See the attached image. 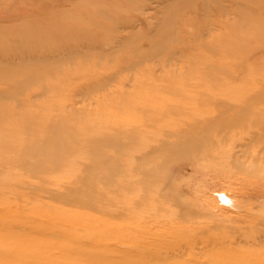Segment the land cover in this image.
<instances>
[{
	"label": "rangeland",
	"instance_id": "1",
	"mask_svg": "<svg viewBox=\"0 0 264 264\" xmlns=\"http://www.w3.org/2000/svg\"><path fill=\"white\" fill-rule=\"evenodd\" d=\"M263 125L264 0H0V264H123L162 234L264 264ZM175 129L211 135L202 169L139 202L142 131Z\"/></svg>",
	"mask_w": 264,
	"mask_h": 264
},
{
	"label": "bare ground",
	"instance_id": "2",
	"mask_svg": "<svg viewBox=\"0 0 264 264\" xmlns=\"http://www.w3.org/2000/svg\"><path fill=\"white\" fill-rule=\"evenodd\" d=\"M144 132L145 130L142 131V138L139 143L141 153L137 159L136 168L134 170L136 174H138L136 188L141 193H139V202L148 198L151 204L154 205L162 201L159 200L161 195H169L171 192L180 193V187H177L175 182L181 178L187 168H191L192 172L202 169L197 163L200 157H203L204 150L210 145L212 146V140L210 139L211 135L204 132L193 133L188 130L175 129L170 132L166 131L162 133V138L159 140L147 137L150 142H145ZM124 145V148H126L127 145L125 143ZM124 167L126 171L127 166L123 163L121 167L122 171ZM129 184L127 185L126 183L125 185L123 184V186L128 188ZM145 193H147V195H145ZM127 198L123 194V205L125 207L126 204H128ZM222 200L224 201L225 199L223 198ZM165 201L168 203L167 200ZM165 237L166 236L162 234L157 239L153 238V240H156L155 244L142 245L137 243L134 245L133 243L130 244L123 241L122 263L190 264L191 262L197 261V259L199 261V258L195 257L193 254L194 251H192L196 249L194 245L192 247L186 246L187 244L175 245V248H169V250L164 253L161 252L159 246L162 244H158V241L164 240ZM252 243L258 245L255 241H252ZM202 246L203 247H201L199 251L204 254L205 249L208 248L210 244L205 242L202 243ZM185 256L187 257L185 258ZM215 260L216 258H214V260L210 259L209 261L212 262ZM204 262L207 263L208 260L206 259Z\"/></svg>",
	"mask_w": 264,
	"mask_h": 264
}]
</instances>
